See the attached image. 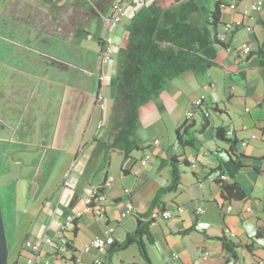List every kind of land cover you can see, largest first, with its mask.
Wrapping results in <instances>:
<instances>
[{"label": "crops", "instance_id": "0c3cea01", "mask_svg": "<svg viewBox=\"0 0 264 264\" xmlns=\"http://www.w3.org/2000/svg\"><path fill=\"white\" fill-rule=\"evenodd\" d=\"M176 1L146 0L144 6L132 5L120 23L110 30L115 50L119 44L121 48L125 47L127 27L146 6L155 3L170 7L177 4ZM196 1L203 6V0ZM221 1L236 6L234 11L222 10L221 22L224 24L239 20L240 11L253 0ZM261 1L262 11L255 19L243 20L249 30L244 27L223 35V28H219V35H223L222 42L227 48L218 49L215 65L209 69L206 79H198L192 72H186L167 80L160 93L140 108L136 140L141 150L127 157L120 151L112 152L107 174L112 176L113 181L106 189L108 202L103 218L85 212L84 207L91 188L105 179L104 171L99 170L101 156H93L96 142L110 138L109 129L100 132L106 127V121L98 128L105 113L96 105L95 97L100 93L105 98V86L116 85L117 65L112 60L103 66L99 62L98 76L102 72L110 79L109 84L106 81L99 83L98 79L95 88L91 82L94 76L92 66L84 69L85 80L78 79L76 83L73 76L71 85L54 83L57 81V70L40 69V73H44L40 81L50 79L51 85L58 87L54 91V104L47 108L30 106L26 91L22 98L24 107H12L13 117L9 123L0 124L1 158L6 162L2 188L11 187L14 183L17 185L18 181L14 192L19 194L23 190L29 194V183L35 186L31 197L22 199L24 210L34 211L35 221L19 245L15 262L22 263L19 258L23 242L31 240L41 245V264H74L70 261L56 262L52 257L58 243V228L70 218L75 219L76 233L73 227L67 238L79 251L81 249L77 246L101 236L104 227L109 224H115L114 244L121 243L127 234L135 230L137 215L148 211L158 189L170 181V165L165 163V166H161V160L167 161L175 156L186 159L190 166L179 168L178 187L162 198V206L170 211L183 207V211L170 219L156 218L151 224L150 231L155 243L149 244L144 240L151 264H256L257 259L264 263V78L259 58L255 55L259 49L264 51V0ZM30 3L27 1L23 7L19 6L22 17L26 19L22 26V39L28 52L34 51L38 55V62H35L38 67L41 65L39 57L52 60L55 55L40 52L37 46L52 51L53 40H57L59 33L65 34V31L73 36L76 23H61V12L46 11L42 3ZM107 12L109 15L110 10ZM72 15L73 12H70L68 17ZM90 17L91 14L84 16V21L87 23ZM67 43L64 50L71 48L72 58L76 57L75 41ZM243 43L251 48L247 57L240 50ZM99 51L100 46L98 54ZM60 58L58 56L55 60L61 63ZM26 59L27 62H34L28 54ZM72 62L75 68V59ZM42 78H46V81ZM51 85L48 89L50 92L53 91ZM35 95L31 92L29 97ZM201 97H205V103L214 104L216 109L210 112L209 124L205 129H202L200 115L186 118V113L192 110V103ZM92 123L91 133L89 125ZM189 126L192 127L186 131L183 139L190 144L182 147L176 142V130ZM217 129H233L231 138L238 142L234 150L242 155L243 168L233 178L227 177L225 180H221L220 176H223V162L226 160L224 153L230 144L217 137ZM252 134H257L259 139L249 141L245 147L239 145ZM155 140L158 143H154ZM146 153H150L151 158L142 166L140 159ZM73 163L69 175L71 187L64 188V174ZM55 171L61 180L54 188L46 190L49 178ZM223 182L225 185L236 184L245 197H240L235 191H223ZM125 189L130 192L129 196L124 193ZM128 201L133 203L134 212L116 224L115 219ZM227 206L232 207L229 213L225 212ZM197 207L203 208L201 214L195 212ZM225 228L236 237L235 259L225 252L220 240ZM205 252H208L206 258ZM94 258H100L102 264H147L136 244L118 251L110 248L103 254H80L83 264H93Z\"/></svg>", "mask_w": 264, "mask_h": 264}, {"label": "trees", "instance_id": "16d2710c", "mask_svg": "<svg viewBox=\"0 0 264 264\" xmlns=\"http://www.w3.org/2000/svg\"><path fill=\"white\" fill-rule=\"evenodd\" d=\"M104 1V0H103ZM177 7H161L155 3L146 6L130 22L125 32V47L116 69V97L112 106L111 128L109 140L97 141L93 156H101L100 171H104L105 179L98 185L99 191L106 192L104 183L108 176L107 169L111 154L120 151L125 157L141 148L136 140V133L140 126V108L151 101L162 90L167 80L176 78L186 72H192L198 79L207 78L209 69L215 65L218 49H226L227 46L219 38L221 22V6L225 3L221 0L214 2L213 9L204 16V25L199 26L191 21L204 10L196 0H177ZM105 5L97 4L98 8ZM106 7V6H105ZM104 9V6L102 10ZM238 31V30H236ZM101 45V38L98 40ZM249 52L246 57L250 54ZM255 55L259 58V67L264 78V51L259 49ZM210 107V108H209ZM191 109L203 120L202 129L209 124L210 112H215L214 104L193 106ZM192 126L176 130V142L180 146L189 145L183 137ZM227 131L216 130L219 139L230 144L224 153L226 160L223 162L222 175L233 178L243 168L241 154L234 150L238 142L227 135ZM229 137V139L227 138ZM241 145V142H239ZM168 163L171 169L170 181L165 187L158 189L154 195L150 208L144 214L137 215V225L132 233L126 235L121 243L114 244L112 250H124L130 245L136 244L147 264H151L145 250V242L154 244L155 239L150 231L154 222L151 215L155 211L164 210L162 198L174 192L179 184L181 167H189L186 159L172 156L167 161L161 160L160 165ZM221 180H225L221 178ZM223 191H235L240 197L245 195L236 184L225 185L221 183ZM76 233L75 224L73 225ZM236 237H231L222 230L221 242L227 254L236 258ZM67 248L72 252L76 249L68 239ZM262 260L257 259L256 264ZM17 264V263H16Z\"/></svg>", "mask_w": 264, "mask_h": 264}, {"label": "rangeland", "instance_id": "374dc122", "mask_svg": "<svg viewBox=\"0 0 264 264\" xmlns=\"http://www.w3.org/2000/svg\"><path fill=\"white\" fill-rule=\"evenodd\" d=\"M33 2L30 4L42 3L45 10H51L52 12H61L59 19L61 23H69L75 25V34L71 36L68 31L59 33V36L53 40L51 44L52 51H48L47 47L41 45L37 46V50L49 55H55L52 60L46 57H39L40 66L36 67L35 62H38V55L34 51H29L25 48L22 39V26L25 24V18L22 17L19 6L23 7L25 2ZM0 0V124H8L10 118L13 117V108L24 107L23 94L28 92V101L30 106H39L47 108L52 106L55 102L54 93L56 92L55 84H69L71 85L72 79L75 76L76 83L78 79L85 80L84 69H89L88 66H92L94 76H92L91 82L93 88L96 87L98 81V65L100 57L98 54L99 46L98 40L102 37V26L100 20V14L107 15L110 4L113 0ZM216 0H203L202 4L204 10L193 16L191 21L199 26L204 25V16L208 15L213 9L214 2ZM17 2V3H16ZM20 2V3H18ZM100 2L105 5H100L104 9L98 8L97 4ZM178 4H174L177 7ZM106 6V7H105ZM63 12H66L63 14ZM68 12V13H67ZM72 14L71 17L68 15ZM88 22L84 21V16H90ZM86 23V24H85ZM71 26V25H70ZM74 40L77 45L76 57L72 58V49L67 48L64 50L67 41ZM71 43V42H70ZM122 46L119 44L116 47L115 52L112 54V63L118 64L121 58ZM57 53H56V51ZM70 51V52H69ZM26 54L31 57L34 62H27ZM61 57L57 62L55 59ZM75 59L76 67L73 68ZM64 60V61H62ZM71 63V64H70ZM50 66V67H49ZM46 67V69L53 68L57 70L56 79L54 85H51V80L46 78L44 81H40V77L44 73H40V69ZM55 77L53 76V80ZM110 78L107 76L105 80L108 83ZM116 79V73H115ZM51 85L53 89L50 92L48 89ZM55 91V92H54ZM32 93L36 94L33 97H29ZM105 94L104 102L106 110L104 111L103 121L107 122L106 127L100 129V132H104L109 129L108 135L112 133L111 128V105L116 97V87H110L108 85L103 89ZM40 94H43L40 96ZM62 92H60V96ZM68 99V97H66ZM91 102V100H90ZM210 106V103L206 102ZM210 108V107H209ZM110 115V117H108ZM17 118V117H16ZM5 119V120H4ZM91 133L93 132V123L89 125ZM149 135V134H147ZM2 151L0 150V206L5 226L6 237L8 241V264H14L17 258V251L19 245L26 237L29 229L32 228V224L35 221L33 210H24L22 199L25 200L31 197L32 191L35 186L29 183L31 192L28 194L20 190V193H15V183L11 187L2 188L5 170V160L1 158ZM116 157L114 161H116ZM61 176L58 172H54L50 178L46 190H51L55 185L59 184ZM78 249H82L83 245L77 246ZM15 260V261H14Z\"/></svg>", "mask_w": 264, "mask_h": 264}, {"label": "built area", "instance_id": "2783aa9c", "mask_svg": "<svg viewBox=\"0 0 264 264\" xmlns=\"http://www.w3.org/2000/svg\"><path fill=\"white\" fill-rule=\"evenodd\" d=\"M145 4H146V0H113L110 4L109 15H103L99 13L101 26H102V37H101V45L99 51L101 66L110 64L112 60V54L115 52V46L113 44V38L110 35V30L120 23V21L126 15L128 9L132 7V5L144 6ZM262 7L263 4L261 0L251 1L246 7H244L240 11L241 18L239 20L235 21L234 23H224L222 27L223 35L225 33H229L244 27H246V29L249 30V27L245 26L243 20L244 19L254 20L255 16L262 11ZM221 8L222 10L229 9L234 11L236 9V6L235 4H224L221 6ZM223 35H219L221 41L224 40ZM240 50L242 54L245 56L251 51V48L249 47L248 44L243 43L240 46ZM98 79H99V83L105 82V80L107 79V74L100 72ZM95 103L100 108L101 111H105L104 97L102 96V94L97 93L95 97ZM204 104H205V97H201L192 103L193 106H203ZM194 114H195L194 111L191 110L186 113V118L192 119ZM103 120L104 119L99 121L98 128H101L103 125H105V122ZM232 134H233V129H228L227 135L231 136ZM257 139H259L258 135L252 134L249 139L241 141V146L245 147L249 144V141H253ZM154 143H158V141L155 140ZM150 158H151V154L146 153L140 159V164L142 166L146 165V163ZM263 162H264V156H263ZM191 163L193 164L194 161H192ZM73 167H74V163L71 165V168L68 170V172L64 174L63 177L64 188L71 187V181L69 175ZM221 178L226 179L224 175ZM112 181H113L112 176L108 175L104 183V187L105 188L109 187ZM124 193L127 196H129L130 194L128 189H125ZM107 202H108V198L106 192L103 193L99 191V188L97 186H93L90 190L88 197L86 198L84 211L89 212L96 217L103 218L106 215L105 206ZM231 209H232L231 206H227L225 212L229 213ZM182 211H183V207H178L176 211H170L166 209L162 211H155L152 213L151 218L153 220L159 217L164 219H170L172 217H175L176 213H181ZM247 211H249V209H247ZM133 212H134V205L131 201H128L125 209L115 219V223L116 224L120 223L123 219H125L128 215H130ZM195 212L197 214H201L203 212V208L197 207ZM74 220H75L74 218L67 219L64 222H62L58 228L57 231L58 243L55 246L54 252L52 254V257L56 262L70 261L74 264H83L82 261L80 260V254H90L92 252H95L96 254H103L106 253L114 245L115 224H109L104 227L101 236H97L94 239H92L90 242L84 244L80 251L77 249L76 252H72L68 250L67 235L73 229ZM224 231L226 234L230 235L231 237H235V234L232 231H230L228 228H225ZM207 255L208 252H205L204 258H206ZM19 259L20 261L22 260V263L17 261L14 264L16 263L41 264L40 263L41 245L31 240H25L23 242L22 251ZM102 263L103 262L100 258H94L93 260V264H102ZM260 264H264V263L260 262Z\"/></svg>", "mask_w": 264, "mask_h": 264}, {"label": "water", "instance_id": "95a60500", "mask_svg": "<svg viewBox=\"0 0 264 264\" xmlns=\"http://www.w3.org/2000/svg\"><path fill=\"white\" fill-rule=\"evenodd\" d=\"M8 242L0 206V264H8Z\"/></svg>", "mask_w": 264, "mask_h": 264}]
</instances>
